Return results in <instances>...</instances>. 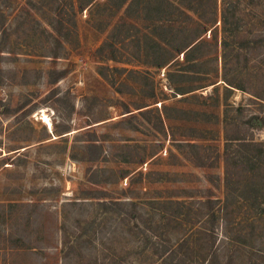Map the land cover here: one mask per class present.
I'll return each mask as SVG.
<instances>
[{
    "label": "rangeland",
    "instance_id": "1",
    "mask_svg": "<svg viewBox=\"0 0 264 264\" xmlns=\"http://www.w3.org/2000/svg\"><path fill=\"white\" fill-rule=\"evenodd\" d=\"M111 1L89 20L74 13L73 29L69 0H0V264H158L142 221L178 210L181 223L161 225V241L191 234L200 210L209 253L246 264L249 250H264V179L234 177L232 165L225 182L222 153L234 124L264 117V0H225L228 35L221 0H183L215 19L187 60L176 50L197 32L195 15H171L160 0ZM48 16L66 20L67 42L47 33ZM106 37L112 48L95 51ZM234 187L259 191L260 204L237 201ZM111 198L136 209L118 213Z\"/></svg>",
    "mask_w": 264,
    "mask_h": 264
},
{
    "label": "trees",
    "instance_id": "2",
    "mask_svg": "<svg viewBox=\"0 0 264 264\" xmlns=\"http://www.w3.org/2000/svg\"><path fill=\"white\" fill-rule=\"evenodd\" d=\"M125 0H115L114 2V8H119ZM133 1V0H132ZM110 2L112 4L111 0H69V6L73 10V17L70 19V25L71 28L74 29L75 27V20H74V13H80L82 10L86 11V19H91L93 15V9L95 7H98L100 5H107V3ZM187 2V1H186ZM160 3L164 4L167 8V12L169 14H173V11H181L182 9H186L189 12H191L193 15H195L197 21L195 22V29L197 32L193 36V38L183 44L178 51L179 53H182V56L184 58L190 59L192 58V51L196 47V45H199V39L200 35H202L199 30L201 26V30L204 28V25L202 23H206L208 26L213 25L215 22L214 17H210L209 19L203 20L201 18V15L197 13L198 6L199 5H192L191 2H187L186 4L183 3V0H160ZM73 4H75V9H73ZM199 4V3H198ZM112 6V5H111ZM184 7V8H182ZM22 8H25L22 7ZM169 8L173 11H169ZM187 15V13H184ZM188 16V15H187ZM233 17V10L230 8V6L227 4L225 0H221V7L219 11V19L221 26V32L223 35L232 34L235 32L236 25L234 24V21L232 20ZM66 20L62 17H52L48 16L47 19H45L44 24L47 28V33L52 36L58 43L67 42V36H69L70 32L67 29V26L65 24ZM45 28V27H43ZM100 30H103V27L101 25ZM199 30V31H198ZM198 39V40H197ZM197 40V41H196ZM222 43L224 44V41L222 39ZM104 46H110L112 48L113 43L109 39L104 38L99 45L95 48V51H100ZM110 57H105V59H109ZM101 74V73H100ZM229 84V83H228ZM231 85V84H230ZM236 88H240L239 84L234 85ZM263 124V125H261ZM264 117L258 115L257 113H252L248 115L245 119L239 121L237 124H234V137L230 138L226 134H224V147H223V163H224V176L223 179L225 182L229 181V170L232 165H234V177L237 176L240 172H244L248 176L256 177L258 176L261 179H264V139L256 140L252 137L246 136L245 132L246 129H250L251 131H259L262 130L264 132ZM190 146H193L192 143H189ZM212 163H209L208 166H210ZM199 165H203V163H199ZM236 182L234 179V186ZM236 187H234V198L237 201H246L248 197H252L250 201V206H253V203H257V197L258 194L262 197L263 194L259 191H255L254 193H249V195H245L241 191L235 192ZM102 194L101 191H96V194L93 196L94 198H102L100 197ZM264 198V197H262ZM213 199H206V202L210 203ZM109 204L113 205V208L116 212L121 213L122 211H127L128 214L133 211H135L136 204L132 201L124 202L119 199H110ZM165 204V203H160ZM178 204V203H177ZM260 204V203H259ZM176 205V204H175ZM131 208V209H130ZM130 209V210H129ZM225 209V206L222 205L220 209V214L223 215V210ZM162 212V216L160 217V221L157 222H150L147 219H144L142 221V234H143V240L146 243V248L148 246V249L151 251V254H153L157 259L156 262L158 264H219V260L215 257L214 254L209 253V248L212 246L214 242V237L207 239V241L204 243L202 241L203 237L207 235H210L208 233V230L202 229L200 226V223L202 222V217L200 210L195 211L192 213V221L191 223L196 227L194 228V231H192L189 235H182L177 241L174 243H167V240L161 241L159 239V229L161 228V225L163 224H169L171 222H176L180 224L181 218L180 216L183 215V212H180L179 210L174 213L169 212ZM133 214V213H131ZM129 214V215H131ZM214 213H210L212 216ZM138 219L141 222V215H138ZM126 220V219H124ZM248 220V219H247ZM164 221V222H163ZM253 221V220H251ZM239 223V221H238ZM237 223H234V225ZM243 229H237L235 230V236H234V246H239L240 244H243V240L246 237V233L242 231ZM206 233V234H205ZM213 233V232H212ZM197 246L200 249H202L205 254L202 255L200 258L195 259H187L188 257L184 256L182 252H184L185 249L189 250L192 246ZM215 252V247L213 248ZM247 255V261L246 264H260L261 261L264 260V250L256 248L249 250ZM149 259H142V263L138 264H148ZM253 260V261H252Z\"/></svg>",
    "mask_w": 264,
    "mask_h": 264
}]
</instances>
